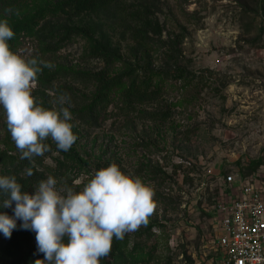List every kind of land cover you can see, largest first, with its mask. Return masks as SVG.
<instances>
[{
    "label": "rangeland",
    "instance_id": "obj_1",
    "mask_svg": "<svg viewBox=\"0 0 264 264\" xmlns=\"http://www.w3.org/2000/svg\"><path fill=\"white\" fill-rule=\"evenodd\" d=\"M55 1L3 0L0 20L14 32L8 42L20 41L15 54L52 65L38 74L31 95L57 110V98L68 97L63 107L78 139L64 152L49 138L43 156L21 159L0 108V176L26 181L29 194L48 176L58 189L78 192L114 163L152 187L156 209L147 226L125 235L127 254L116 259L112 246L100 264H216L209 247L220 180L239 173L264 189V0H151L160 33L149 37L146 50L113 33L118 56L110 64L79 35L62 36L55 52L43 50L36 34L43 21L36 13L49 11ZM66 20L60 14L55 23L64 26ZM92 21L111 26L113 12ZM143 78L158 85L157 93L128 106L126 88ZM113 79L124 88L102 97L103 83ZM4 198L0 212L11 217L12 208H2ZM23 250L34 264L44 259L33 232Z\"/></svg>",
    "mask_w": 264,
    "mask_h": 264
},
{
    "label": "clouds",
    "instance_id": "obj_2",
    "mask_svg": "<svg viewBox=\"0 0 264 264\" xmlns=\"http://www.w3.org/2000/svg\"><path fill=\"white\" fill-rule=\"evenodd\" d=\"M13 36L7 21L0 20V108L11 138L21 159L43 156L50 150L49 138L67 152L78 139L71 112L63 107L69 98H57L58 110L35 102L31 92L38 74L52 65L13 53L8 45ZM26 175L33 176V169L27 168ZM0 195L5 197L2 208L13 212L11 217L0 212V234L10 238L18 220L20 229L35 233L37 251L44 257L36 264H100L111 252L113 238L123 240L147 226L156 209L152 187L114 163L97 170L78 192L58 189L57 180L48 176L29 194L15 176H0Z\"/></svg>",
    "mask_w": 264,
    "mask_h": 264
},
{
    "label": "trees",
    "instance_id": "obj_3",
    "mask_svg": "<svg viewBox=\"0 0 264 264\" xmlns=\"http://www.w3.org/2000/svg\"><path fill=\"white\" fill-rule=\"evenodd\" d=\"M2 1L0 0V5ZM55 3L56 5L49 11L41 10L36 13L37 19L43 21L36 34L46 53L55 52L62 36L67 39L79 35L89 39L94 47L93 53L106 64H110L118 56L111 48L113 33H120L124 41L142 50L148 48L151 35L156 36L160 33V26L154 19L151 0H56ZM105 12H113L114 21L111 26L92 21L93 17ZM60 14L66 15L67 20L64 26L55 23ZM95 31L100 36L97 37ZM8 45L10 50L16 53L20 47V41L15 39L8 42ZM175 75L178 80L188 83L184 73L176 72ZM123 88V83L113 79L103 83L100 93L102 97H105L107 93ZM158 89V85L152 84L150 78H143L139 83H132L126 88L128 106L132 103L142 104L151 100ZM67 158L71 167L80 168L74 158ZM253 164L256 166L258 163ZM241 177L245 175L241 174ZM17 182L22 185L23 191L27 190L26 181L17 179ZM30 236L31 231L22 230L19 226L13 230L10 238L0 234V264H34L31 256L23 252ZM112 246L116 259H121L129 251V240L114 238Z\"/></svg>",
    "mask_w": 264,
    "mask_h": 264
},
{
    "label": "built area",
    "instance_id": "obj_4",
    "mask_svg": "<svg viewBox=\"0 0 264 264\" xmlns=\"http://www.w3.org/2000/svg\"><path fill=\"white\" fill-rule=\"evenodd\" d=\"M213 211L216 235L209 251L216 264H264V189L239 173L220 180Z\"/></svg>",
    "mask_w": 264,
    "mask_h": 264
}]
</instances>
